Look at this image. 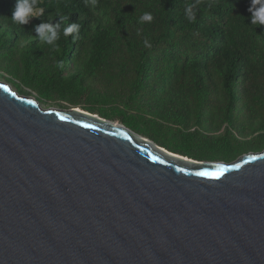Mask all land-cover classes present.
<instances>
[{
	"label": "water",
	"instance_id": "water-1",
	"mask_svg": "<svg viewBox=\"0 0 264 264\" xmlns=\"http://www.w3.org/2000/svg\"><path fill=\"white\" fill-rule=\"evenodd\" d=\"M0 86V264H264V150L196 161Z\"/></svg>",
	"mask_w": 264,
	"mask_h": 264
},
{
	"label": "trees",
	"instance_id": "trees-1",
	"mask_svg": "<svg viewBox=\"0 0 264 264\" xmlns=\"http://www.w3.org/2000/svg\"><path fill=\"white\" fill-rule=\"evenodd\" d=\"M250 2L38 0L44 15L20 25L16 0H0V79L40 104L118 121L172 153L233 159L264 148V25L251 24ZM146 12L152 20L138 22ZM41 22L60 24L55 48L37 36ZM73 22L75 40L63 34Z\"/></svg>",
	"mask_w": 264,
	"mask_h": 264
},
{
	"label": "clouds",
	"instance_id": "clouds-1",
	"mask_svg": "<svg viewBox=\"0 0 264 264\" xmlns=\"http://www.w3.org/2000/svg\"><path fill=\"white\" fill-rule=\"evenodd\" d=\"M87 3V0H86ZM96 0H92V5L95 6ZM38 0H16L13 8L11 19L14 23L24 25L27 24L32 17H40L44 15V10L38 8ZM248 11L251 13V24L264 25V0H251ZM186 18L190 23L195 22L196 16L189 6L186 10ZM51 18L49 19V21ZM152 15L144 13L139 17L140 23L151 21ZM60 24H53L51 22H41L35 26V32L39 39L47 45L56 47V41L59 39L58 29ZM80 25L73 22L63 29L64 36H71L74 40L79 38ZM145 46H150L145 41ZM56 67L62 68L63 62L58 61Z\"/></svg>",
	"mask_w": 264,
	"mask_h": 264
},
{
	"label": "rangeland",
	"instance_id": "rangeland-1",
	"mask_svg": "<svg viewBox=\"0 0 264 264\" xmlns=\"http://www.w3.org/2000/svg\"><path fill=\"white\" fill-rule=\"evenodd\" d=\"M0 81L1 82H4L2 79H0ZM30 96H33L34 97V95H30ZM43 107H47V106H54V107H59V106H56V105H45V104H41ZM81 107L82 106H79V107H76V108H78V109H81ZM59 108H61V107H59ZM69 108H71V107H69ZM75 108V107H74ZM97 115V114H96ZM113 122H118V121H113ZM119 123V122H118ZM120 124V123H119ZM179 143H180V145H179V149H178V151L179 152H181V153H185V148H184V143L183 142H181V141H179ZM261 150H264V148H262V149H259V150H251V151H245V152H243V153H241V154H239L238 156H236L235 158H233V159H229V160H214V161H210V160H207L206 162H223V163H231V162H234L235 160H237V159H239L242 155H244V154H248V153H253V152H259V151H261ZM185 157H187V156H185ZM197 161V160H196Z\"/></svg>",
	"mask_w": 264,
	"mask_h": 264
},
{
	"label": "snow or ice",
	"instance_id": "snow-or-ice-1",
	"mask_svg": "<svg viewBox=\"0 0 264 264\" xmlns=\"http://www.w3.org/2000/svg\"><path fill=\"white\" fill-rule=\"evenodd\" d=\"M2 87V86H0ZM222 171V170H221ZM220 173H200V175L210 176V175H219Z\"/></svg>",
	"mask_w": 264,
	"mask_h": 264
}]
</instances>
